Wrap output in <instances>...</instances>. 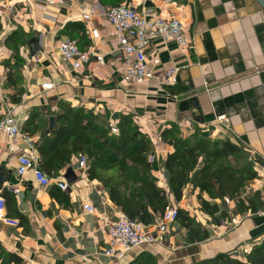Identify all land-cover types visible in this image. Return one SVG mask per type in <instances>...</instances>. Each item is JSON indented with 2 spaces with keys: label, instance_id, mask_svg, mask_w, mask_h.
I'll use <instances>...</instances> for the list:
<instances>
[{
  "label": "crops",
  "instance_id": "crops-1",
  "mask_svg": "<svg viewBox=\"0 0 264 264\" xmlns=\"http://www.w3.org/2000/svg\"><path fill=\"white\" fill-rule=\"evenodd\" d=\"M112 1L0 0V120L11 110L21 134L10 138L0 132L3 213L18 221L14 225L0 218V264H194L221 253L245 259L264 240V208L253 212L243 206L241 212L236 198L213 199L192 184L176 200L165 161L174 149V134L230 139L243 148L258 173L246 182L240 198L248 204L247 199L257 200L259 193L264 201L259 187L264 175V8L256 0H117L148 17L179 19L188 39L186 48L173 40H153L146 60L153 75L136 83L124 76L125 54L104 14ZM15 31L27 38L17 54L7 42ZM66 38L76 39L81 50L95 48L103 62L92 59L73 68L60 50ZM33 39L39 42L36 54L31 51ZM174 67L179 69L175 82L167 75ZM44 83L53 86L44 89ZM62 101L92 111L111 133L112 124L131 115L153 144L152 171L169 195L168 205L189 212L208 238L189 243L188 229L177 220L162 237L154 232L156 242L133 247L117 259L106 249L110 226L124 213L102 182L91 179L89 169L81 170L80 155L56 175L44 170L51 177L47 185L33 170L19 175V157L31 150L24 137H30L41 157L38 146L51 132L49 118L59 112ZM41 160L43 164L44 157ZM69 166L73 182L66 178ZM60 180L69 189L60 188ZM202 198L219 206L218 220L201 209ZM86 202L92 212L85 210ZM161 215L142 223L153 230Z\"/></svg>",
  "mask_w": 264,
  "mask_h": 264
},
{
  "label": "trees",
  "instance_id": "trees-1",
  "mask_svg": "<svg viewBox=\"0 0 264 264\" xmlns=\"http://www.w3.org/2000/svg\"><path fill=\"white\" fill-rule=\"evenodd\" d=\"M101 1L110 3L109 0ZM112 2L105 6L119 5L117 0ZM26 41V34L21 31H15L7 38L15 53ZM58 106L57 125L38 146L40 156L44 157L42 170L56 175L59 169L72 162L73 157L85 154L89 159V177L102 182L110 199L129 218L148 224L154 214H163L170 198L158 186L152 171L149 154L153 144L133 117L122 116L117 125L119 133L113 134L108 124L100 122L92 111L72 107L63 101ZM172 138L174 149L167 155L165 168L170 175V192L176 200H180L185 187L192 184L213 199L236 198L241 212L243 206L253 212L264 208L259 193L257 200L248 198V204L240 198L246 182L258 177L241 146L230 139L213 141L199 134L190 137L174 134ZM201 209L218 220L215 216L219 210L217 204L202 198ZM178 220L188 229L189 243L208 238L207 230L186 210L178 208ZM133 264L147 263L138 260ZM194 264H264V240L254 245L245 259L232 253H221Z\"/></svg>",
  "mask_w": 264,
  "mask_h": 264
},
{
  "label": "built area",
  "instance_id": "built-area-1",
  "mask_svg": "<svg viewBox=\"0 0 264 264\" xmlns=\"http://www.w3.org/2000/svg\"><path fill=\"white\" fill-rule=\"evenodd\" d=\"M104 14L108 22L114 27L115 34L119 39L120 49L125 54L124 76L128 81L144 83L151 79L153 73L149 69L146 60L147 49L153 40H173L181 48L188 46V39L184 33V25L175 17H148L145 12H139L135 7L127 4L108 7ZM92 35L98 37V30L93 29ZM60 50L65 60L73 61V68L75 69L82 67L92 59H95L98 63L103 62V56L95 48L81 50L77 40L73 38L63 40L60 43ZM158 62L156 59L155 63ZM178 71V68H171L167 72V75L172 77L175 82ZM52 86V83L43 84L44 89L52 88ZM111 131L114 134L119 133V129L115 124H112ZM0 132L7 134L10 138L21 135L15 124L11 110L0 120ZM24 138L30 144L31 150L19 157L18 174L23 175L27 171L33 170L40 183L44 185L49 184L51 177L42 170L41 157L35 154L33 144L30 143V137L26 136ZM153 159L154 156H151L150 161ZM79 165L83 172L88 170L89 159L86 155L82 154L79 156ZM58 186L64 190L69 189L68 183L63 180L58 181ZM259 187L264 193V175L260 178ZM225 200L229 202L228 198H225ZM84 208L88 212L94 210L92 204L87 202L84 204ZM4 210L5 198L0 196V218L17 225V220L5 218ZM177 220L178 208L172 205H168L165 208L160 222L155 224L153 230H147L142 222L131 219L126 214H121L110 226V241L109 247L106 249V254L121 259L133 247L156 242L157 238L154 232L160 233L162 237L168 224Z\"/></svg>",
  "mask_w": 264,
  "mask_h": 264
},
{
  "label": "water",
  "instance_id": "water-1",
  "mask_svg": "<svg viewBox=\"0 0 264 264\" xmlns=\"http://www.w3.org/2000/svg\"><path fill=\"white\" fill-rule=\"evenodd\" d=\"M256 1L260 4V6L262 8H264V0H256ZM38 43L39 42L37 40H35V39H33L31 41V48H32L31 51H32L33 54H36V52L39 49V44ZM49 123H50L49 126H50V130H51V129H53L57 125L56 117L55 116H51L49 118ZM66 178H67V180L69 182H73L75 180V174H74V171H73L72 166H69L67 168Z\"/></svg>",
  "mask_w": 264,
  "mask_h": 264
},
{
  "label": "rangeland",
  "instance_id": "rangeland-1",
  "mask_svg": "<svg viewBox=\"0 0 264 264\" xmlns=\"http://www.w3.org/2000/svg\"><path fill=\"white\" fill-rule=\"evenodd\" d=\"M149 160H150V158H149Z\"/></svg>",
  "mask_w": 264,
  "mask_h": 264
}]
</instances>
